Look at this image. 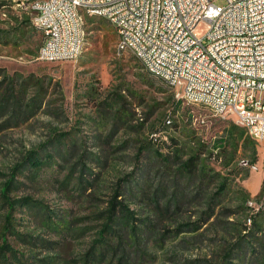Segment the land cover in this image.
Segmentation results:
<instances>
[{"label":"rangeland","instance_id":"374dc122","mask_svg":"<svg viewBox=\"0 0 264 264\" xmlns=\"http://www.w3.org/2000/svg\"><path fill=\"white\" fill-rule=\"evenodd\" d=\"M29 1L0 0V189L31 154L40 167L20 166L6 197L36 205L5 219L0 197V246L22 255L18 264H83L93 246L91 264H264V216L254 214L264 210V145L253 170L243 139L222 143L233 121L176 100L117 53L101 18H84L76 60L37 61ZM189 158L195 168L177 170Z\"/></svg>","mask_w":264,"mask_h":264},{"label":"built area","instance_id":"2783aa9c","mask_svg":"<svg viewBox=\"0 0 264 264\" xmlns=\"http://www.w3.org/2000/svg\"><path fill=\"white\" fill-rule=\"evenodd\" d=\"M27 8L42 33L37 61H72L81 37L73 14L84 20L99 8L120 29L117 53L135 49L143 72L176 100L213 103L205 114L227 115L264 145V0H31Z\"/></svg>","mask_w":264,"mask_h":264},{"label":"trees","instance_id":"16d2710c","mask_svg":"<svg viewBox=\"0 0 264 264\" xmlns=\"http://www.w3.org/2000/svg\"><path fill=\"white\" fill-rule=\"evenodd\" d=\"M31 1V0H30ZM25 24V23H23ZM34 30H37L36 28H33ZM39 31V30H38ZM4 34L3 32H0V34ZM39 33L42 35L41 31H39ZM4 37L6 35H3ZM15 40V39H14ZM146 76H148L146 73H145ZM158 82V81H157ZM162 85V84H161ZM166 88V87H165ZM6 99L3 98V97H0V113H5V103H6ZM12 115H10L9 119L8 120H11L12 119ZM118 119V115L114 116V121H116ZM227 119H230V118H227ZM231 120V119H230ZM168 120H166L167 122ZM7 122V121H6ZM4 123L3 125L1 126H5L7 123ZM169 123V121H168ZM0 126V127H1ZM225 137L224 139L222 140V143H226L227 146L230 145V142H234V135H236V138L237 140H240V139H243L244 141V147L247 148V150L249 151L248 152V160H247V163H249L250 166H253L255 163H256V150H255V144L254 142L245 134L244 130L238 126H235V125H231L226 131H225ZM56 144L60 145V141H56ZM177 153H178V150H175L174 151V155L177 156ZM194 159L193 158H189L188 160H185L183 162H181L179 164V169H183L184 171H191L195 168V163L193 162ZM26 165V169H37L40 167V162L35 159V157L31 154H28L22 161L21 163V167ZM19 166V167H20ZM18 167V168H19ZM18 168H13V172L11 174H9L8 176V179L5 180L3 182V184L1 185V189H0V197L1 199L3 200V203H5V205L7 206L8 208V213L7 215L5 216V219H8L9 216H10V213L9 211H12L14 208L18 207V208H27V209H30L31 207H34L36 205V203H32L28 198H22V199H16V200H12V201H9L6 197L7 195V191L9 190V188H14V184L15 185H19L18 182H15L14 180V172L18 170ZM0 176L4 177V175H1ZM224 190V186L223 184H220V186L217 188V192L216 194H221L222 191ZM116 202L115 200L112 198V200L110 201L109 203V208L111 209V215L112 213H114V209L116 206ZM264 210H261L257 213H254L255 216H264L263 215V212ZM112 216H110L109 219H111ZM123 222H125L123 219H122ZM48 222V223H47ZM42 223L44 225H46L49 229H52V225L49 224V219L48 217H46V219L42 220ZM41 223V224H42ZM254 225V223H253ZM5 231H9L8 228L5 230ZM110 231V229H108L107 226H103L102 229L97 233V240L95 241V246L96 244L101 246L103 245L102 244V240H103V235L108 233ZM9 233L13 236H19L20 234H17L15 233L14 231L10 230ZM19 238H25V240L29 243H32L31 241H33L32 239L34 240H37L35 238H32L30 236H19ZM23 240V239H22ZM32 245V244H31ZM34 245V244H33ZM40 246H50V247H53L55 246V243H45L44 241L41 240ZM101 253V251H100ZM99 252H96L95 251V248L94 246L90 248V250L87 252V254L84 256L83 258V264H91V262L96 259L99 254ZM98 255V256H96ZM19 257H22V255H19L18 257L16 256L15 252L13 250H11L9 248V246L6 244V242L3 241L2 245L0 246V264H14V263H19ZM96 257V258H95ZM9 259H12V262L9 261ZM95 261V260H94Z\"/></svg>","mask_w":264,"mask_h":264},{"label":"bare ground","instance_id":"6f19581e","mask_svg":"<svg viewBox=\"0 0 264 264\" xmlns=\"http://www.w3.org/2000/svg\"><path fill=\"white\" fill-rule=\"evenodd\" d=\"M46 3H53V0H46ZM87 15L101 18V19L107 21L114 28V30H115V32L117 34L116 48L118 50V47H121V33H120V29L114 23H112V20L110 18H108L107 16H104L100 12L99 8L86 9V17H87ZM73 21L74 22H80L78 24V32H79V35L81 37H80L79 42H78V44L76 46V53L73 56L72 61L76 60L77 57L80 55V53L82 51V48H83V44H84V38H85L84 20H81V15L80 14H73ZM43 40L44 41H52L53 40L52 31H44L43 32ZM125 52L131 53L135 57V59L137 61L139 60V52L136 51L135 49H125ZM178 98L184 100L189 105L197 106V107L203 108V109L208 110L211 113H213V103L203 102V101H196V100H189L188 97H178ZM218 117L219 118H225V117H227V115H218Z\"/></svg>","mask_w":264,"mask_h":264},{"label":"crops","instance_id":"0c3cea01","mask_svg":"<svg viewBox=\"0 0 264 264\" xmlns=\"http://www.w3.org/2000/svg\"><path fill=\"white\" fill-rule=\"evenodd\" d=\"M41 37H42V35H41ZM41 43H42V39H41Z\"/></svg>","mask_w":264,"mask_h":264}]
</instances>
